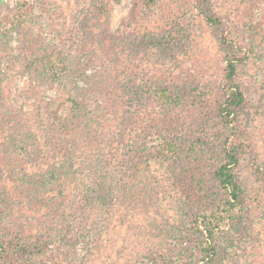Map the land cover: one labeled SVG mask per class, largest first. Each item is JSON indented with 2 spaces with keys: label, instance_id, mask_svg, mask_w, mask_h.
I'll return each mask as SVG.
<instances>
[{
  "label": "rangeland",
  "instance_id": "rangeland-1",
  "mask_svg": "<svg viewBox=\"0 0 264 264\" xmlns=\"http://www.w3.org/2000/svg\"><path fill=\"white\" fill-rule=\"evenodd\" d=\"M210 1L222 20L224 35L247 54L246 62L237 68L236 79L246 101L263 104L264 0ZM32 3L48 4L47 13L40 14L42 10L33 5L27 23V19L19 21L21 0H0V118L4 111L16 110L22 117L20 133L25 134L30 125V136L23 137L25 146L20 152L28 173L38 174L51 161L59 159L54 141H49L36 123H30L37 95L41 94V100L47 102L49 92L44 88H52L44 66L49 51L60 55L56 68L72 74L78 87L103 93V89L79 77V62L85 68V76L92 78L97 74L93 66L102 57L104 46L118 53L125 50L121 41L134 44L143 36L161 35L165 31L184 35L185 47H180L174 57L153 48H141L121 71H128L129 77L148 92L149 98L141 99L135 110H139L136 114H141V119L147 117L161 128L176 125L179 119L192 127L203 122L205 114L195 115L191 99L183 98L182 106L173 109L161 107L162 99L157 95L169 85L197 86L207 91L220 84L225 55L214 30L196 14L193 0H153L151 5L134 13L133 0H28L29 8ZM101 5L105 11L100 10ZM111 37L119 41L118 48H115L118 43L110 44ZM109 54L115 58L110 51ZM117 57L125 62L128 56ZM38 85L42 91L36 89ZM163 111L173 120H163ZM134 117L132 111L131 119ZM120 119L122 113L118 112L116 120ZM101 120L99 123L105 126L106 121ZM236 127L249 139L257 162L264 167V116L241 117ZM6 137L4 129H0V152ZM31 138L39 143L38 152L32 150ZM53 155L56 159H52ZM1 157L0 171L4 174ZM251 157H242L237 167L245 190L247 236L238 235L230 227L223 228L218 243L226 246L232 242L239 253V258H228L224 264H264V186L252 173ZM75 167L85 171L77 163ZM137 168L138 173L127 172L125 188L119 186L116 174L111 173L112 189L101 192V199L87 198L89 192L85 195L82 186L77 192L68 183L25 187L15 185L13 180H3L2 196H8L10 201L2 220L12 231L32 234L43 241L53 240L54 247L47 255L50 264L196 263L197 251L188 239L192 234L187 217L191 204L184 202L180 185L169 177L167 166L155 155L141 159Z\"/></svg>",
  "mask_w": 264,
  "mask_h": 264
},
{
  "label": "trees",
  "instance_id": "trees-1",
  "mask_svg": "<svg viewBox=\"0 0 264 264\" xmlns=\"http://www.w3.org/2000/svg\"><path fill=\"white\" fill-rule=\"evenodd\" d=\"M27 3L28 0H21L19 21L27 19V23L30 22L35 7L42 10L40 14L47 13L45 9L48 4L32 3L29 8ZM152 3L153 0H133L132 12ZM193 5L196 14L214 30L225 55L220 84L215 90L207 91L197 86L169 85L160 89L157 95L162 99L161 107L173 109L182 106L183 98L191 99L197 112L195 115L205 114L199 126L186 125L179 119L178 124L161 128L158 122H150L147 117L141 119V114H136L139 110H135L140 107L141 99L149 98L148 92L141 83L137 84L129 77L128 71H121L132 62L133 56L141 48H153L167 57H174L180 47H185V43L184 35L173 31L143 36L134 44L121 41L125 50L123 48L118 53L114 48L104 46L102 57L93 66L97 74L92 78L85 76V68L79 62V77L103 89V93H91L90 89L78 87L72 74L56 68L61 61L60 55L49 51L44 66L52 88H44L49 92L47 102L41 100V94L37 95L30 123H36L46 138L54 141L59 159L51 161L45 170L40 168L42 170L38 174L28 173L24 169L20 154L25 146L23 137L30 136V125L26 127L25 134L20 133L21 113L16 110L4 111L0 118V129H4L7 136L0 152L3 161L1 167L4 169V174L0 171V264H50L51 259L47 255L54 247L50 238L43 241L32 234L24 235L15 229L12 231L9 224L3 222L2 215L10 201L8 196H2L3 180H13L15 185L25 187L31 184L47 186L56 182L68 183L77 192L81 191L79 186H82L85 195L89 192L87 198L101 199V192L112 189L114 177L111 173L116 174L119 186L125 188L126 179L129 178L127 172L135 170L138 173L139 161L154 155L167 166L169 177L180 185L184 202L191 204L187 217L192 234L188 239L197 251L198 260L194 264H224L228 258H239L232 242L226 246L218 243L224 227L232 228L240 236H247V227L244 226L245 190L237 167L242 157L251 155L252 173L263 186L264 167L257 162L251 142L236 125L241 117L251 114L264 116V103L254 105L246 101L236 79L237 68L246 62L247 54L224 35L222 20L214 12L211 1L193 0ZM103 7L100 6L101 11H105ZM36 36L40 37V34ZM110 39V44L118 43L115 48L120 46L116 38ZM109 51L115 58L110 56ZM118 54L128 56L126 61L120 60L121 57L118 59ZM36 89L43 90L39 85ZM132 111L134 119H131ZM118 112L122 113L119 121L116 120ZM162 113L163 120H173L168 112ZM13 118L18 120L9 122ZM101 119L106 121L105 126L99 123ZM31 143L32 150L38 152L39 143L32 138ZM56 155L52 159H56ZM30 157L27 155V159ZM76 163L85 171H79ZM181 181H184L183 184ZM112 199L117 198L112 196Z\"/></svg>",
  "mask_w": 264,
  "mask_h": 264
}]
</instances>
